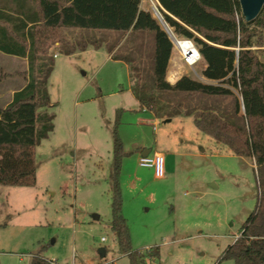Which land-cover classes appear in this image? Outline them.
<instances>
[{"label":"rangeland","instance_id":"1","mask_svg":"<svg viewBox=\"0 0 264 264\" xmlns=\"http://www.w3.org/2000/svg\"><path fill=\"white\" fill-rule=\"evenodd\" d=\"M141 7L163 23L149 0H141ZM59 35L48 47L50 55L56 54L48 79L56 104L50 109L54 128L36 148V183L0 185V264H29L41 246L42 256L56 264H128L110 228L112 131L118 110L117 132L124 150L132 152L123 158L120 174L132 248L159 247V257L147 264H233L220 256L255 208L253 159L235 156L198 131L190 116L155 118L139 111L127 67L108 59L104 49L112 46V53L145 68L153 45L150 34L62 28ZM98 39L104 49L89 46L71 55L59 51L63 43ZM252 49L264 61V46ZM170 64L180 67L181 76L206 82L200 60L189 67L174 53ZM26 71V59L0 52V106L25 84ZM208 102L230 107L229 99ZM142 150L162 154L163 176L138 164Z\"/></svg>","mask_w":264,"mask_h":264},{"label":"trees","instance_id":"2","mask_svg":"<svg viewBox=\"0 0 264 264\" xmlns=\"http://www.w3.org/2000/svg\"><path fill=\"white\" fill-rule=\"evenodd\" d=\"M157 9L173 35L192 40L202 63L206 82L182 75L174 83L166 79L172 43L141 0H0V52L27 60L26 82L11 100L0 106V185L31 187L36 183V148L53 130L56 106L50 100L48 79L54 57L49 44L62 28L150 34L152 51L148 67L132 58L105 50L112 60L125 63L130 91L139 111L155 118L190 116L195 128L226 146L235 156L251 158L256 175L255 208L240 227L220 260L233 264H264V61L253 47L264 46V5L259 15L245 22L238 0H156ZM60 36V35H59ZM103 40L74 46L63 43L59 51L71 55ZM229 99L221 109L209 100ZM195 103L192 104V101ZM120 110L112 131L110 172V228L117 251L128 264H147L159 257V247L133 249L127 219L122 212L120 186L125 151L118 135ZM43 246L29 264H56L42 256Z\"/></svg>","mask_w":264,"mask_h":264},{"label":"built area","instance_id":"3","mask_svg":"<svg viewBox=\"0 0 264 264\" xmlns=\"http://www.w3.org/2000/svg\"><path fill=\"white\" fill-rule=\"evenodd\" d=\"M149 1L154 5V9H156L158 12L157 1L156 0H149ZM155 2L156 5L154 4ZM170 40L172 43L171 57L175 53L176 55H178L180 61H182L186 66L189 67L194 66L200 60L199 54L198 55L195 54V52L198 53V51L192 40L182 38V40H184L187 43V47L184 50L178 46V40L175 36H173V33H171ZM55 56L56 54L54 55V57ZM152 125L155 128V124L153 123ZM138 164L141 167L153 169L154 175L156 177L163 176V156L158 152H154L151 155L147 154L146 156L141 155L139 157ZM101 241H104V238H101Z\"/></svg>","mask_w":264,"mask_h":264},{"label":"water","instance_id":"4","mask_svg":"<svg viewBox=\"0 0 264 264\" xmlns=\"http://www.w3.org/2000/svg\"><path fill=\"white\" fill-rule=\"evenodd\" d=\"M238 4L240 7L241 15L244 19L245 22H251L253 21L261 12L263 5H264V0H238ZM163 20V19H162ZM163 25V30L167 33L168 37H171V32L167 28V25L163 21L161 23ZM168 121V119H167ZM149 153V150H145L142 153V156H146ZM95 219H97V216H93ZM100 253L102 256L105 255V250L102 248L100 250Z\"/></svg>","mask_w":264,"mask_h":264},{"label":"crops","instance_id":"5","mask_svg":"<svg viewBox=\"0 0 264 264\" xmlns=\"http://www.w3.org/2000/svg\"><path fill=\"white\" fill-rule=\"evenodd\" d=\"M140 7H141V4H140ZM142 8V7H141ZM142 9H144V8H142ZM144 10H146V9H144ZM87 48H89V47H87ZM101 49H104L103 48V46H101L100 47ZM99 48V49H100ZM94 49V48H93ZM94 50H96V49H94ZM105 50V49H104ZM85 50H83V51H80V50H77V51H75V52H84ZM106 51V50H105ZM107 53V52H106ZM11 56H13V55H11ZM14 57H16V56H14ZM18 58H21V57H18ZM107 58L108 59H111L110 58V55L107 53ZM22 59H25V58H22ZM112 60V59H111ZM114 61H117V60H114ZM118 62H121V61H118ZM123 63V62H122ZM125 64V63H124ZM125 66L127 67V69H128V66L125 64ZM173 67L171 66V64H170V60H169V64H168V68H167V73H166V79H167V76H168V80L170 81V83H174L176 80H178L180 77H181V74H180V67L179 66H177V68L175 69V68H173ZM128 75H129V70H128ZM129 77V76H128ZM173 77V78H172ZM24 86V84L21 86V87H23ZM21 87H19L18 89H20ZM18 89H16V90H18ZM16 90H14V91H16ZM14 91H12V93H11V96H10V99L6 102V104H8L9 102H10V100H11V97H12V94L14 93ZM5 104V105H6ZM5 105H3V106H5ZM2 106V107H3ZM144 111V110H143ZM145 150H142V153L144 152ZM149 154V153H148ZM142 155V154H141Z\"/></svg>","mask_w":264,"mask_h":264},{"label":"bare ground","instance_id":"6","mask_svg":"<svg viewBox=\"0 0 264 264\" xmlns=\"http://www.w3.org/2000/svg\"><path fill=\"white\" fill-rule=\"evenodd\" d=\"M177 40H178V46L184 50L187 47V43L184 40L179 39V38H177ZM195 54L198 55L197 52H195Z\"/></svg>","mask_w":264,"mask_h":264}]
</instances>
